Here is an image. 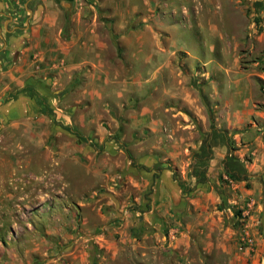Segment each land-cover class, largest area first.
<instances>
[{
	"label": "crops",
	"instance_id": "obj_1",
	"mask_svg": "<svg viewBox=\"0 0 264 264\" xmlns=\"http://www.w3.org/2000/svg\"><path fill=\"white\" fill-rule=\"evenodd\" d=\"M140 5L146 11L140 19L147 22L154 19L155 6L160 8L161 0H142ZM138 7L131 0H0V214L8 211V198L47 195L49 180L43 184L46 190L39 188L50 170V175L58 176L53 181H62L69 196L87 190L83 187L79 193H71L74 175L96 180L101 188L98 200L81 201L75 209L82 215V236L62 232L64 247L46 259L43 249L32 247L39 237L37 231H31L30 238L24 240V251L0 250L5 263L22 264L42 255L40 260L46 259L42 264H145L150 259L166 261L169 255L175 257V264H188L200 260L201 253L209 257L215 238L228 244V249L223 247L226 259L245 264L250 258L249 264H264L261 139H253L251 133L232 137L234 144H244H237L239 149L232 155L235 167L249 174L248 181L228 179L222 166L227 149L215 147L207 169L208 182L183 194L172 170L181 169L177 173L186 179L192 154L186 165L184 154L189 147L198 151L202 138L192 141L199 128L194 131L187 124L189 114L167 108L165 102L180 98L197 121H204L206 115L197 100L172 94L167 86L160 87L159 98L144 95L142 114L152 127L129 128L131 133L143 129L150 134L160 132L153 128L154 118L160 116L174 117L169 120L176 123V128H171L173 136L177 134L174 140L161 149L155 147L163 154L162 160L157 158L164 163L159 172L146 170V159L139 160L145 168H138L140 164L133 158H118L114 128L100 126L101 112L109 113L113 106L121 110L125 101L120 99L123 92L117 90L115 98L111 97L112 86L121 91L131 89L130 85L145 89L143 80L149 91L152 70H168L171 64L168 47L151 45L156 33L149 25L129 27ZM119 53H125L126 58L120 59ZM135 61L141 62L138 68L142 70L136 74ZM170 162L175 167H169ZM113 186L124 190L114 191ZM127 201L130 206L139 205L134 209L137 214L133 211L139 215L137 221L131 213L115 219ZM92 216L93 221L89 220ZM185 216L190 223L184 227L180 220ZM2 219L0 216V246L9 244ZM50 229L53 234L58 232L56 227ZM243 234L253 240L250 257L236 249ZM30 260L28 264H32Z\"/></svg>",
	"mask_w": 264,
	"mask_h": 264
},
{
	"label": "rangeland",
	"instance_id": "obj_2",
	"mask_svg": "<svg viewBox=\"0 0 264 264\" xmlns=\"http://www.w3.org/2000/svg\"><path fill=\"white\" fill-rule=\"evenodd\" d=\"M131 1L139 7L129 27L141 29L149 25L156 33L155 37H151V45L155 43L168 47L166 55L170 56L171 64L168 70H152L154 79L149 91L146 89L147 85H143V80L141 83L146 90L137 85L128 86L132 88L126 89L127 91H121L117 85L112 86L114 89L111 90V97L115 98L114 91L117 90L123 92L120 99L125 98V101L121 110L113 106L110 107L109 113L102 111L100 126L114 128L113 141L117 144L118 158L121 157V160L133 158L134 163H139L140 158L146 159L148 160L144 163L146 168L143 163L137 165L138 168L144 167L146 170H158L164 165L157 158L162 160L163 154L160 149L177 136V134L173 136L171 132V128H176V123L170 122L174 120V117L154 118L156 125L153 128L160 130L156 134L148 133V129L136 130L134 133L129 130V128L152 127L150 120L142 114L143 97L150 95L159 98L161 96L159 89L163 86L170 88L172 94L197 100L199 107L201 106L206 115L204 121H197V117L191 114L180 98L168 99L165 102L167 108L176 107L187 112L189 114L187 124L191 125L194 131H198L197 128H199L198 135L193 137L192 141L201 139L210 128L211 115L215 127L226 129L231 138L251 133L253 139L258 137L264 142V0H161L160 8L155 6L154 19L147 22L140 19V16L146 13L140 5L142 0ZM92 12L98 14V10ZM122 56L126 58L125 53L123 55L119 53L120 59ZM140 65L141 62L135 61V74L142 71L138 68ZM154 88H156L155 91H153ZM66 109L70 112L68 107ZM104 109L108 108L104 107ZM220 113L223 116L226 114L229 116L223 117ZM111 119L115 121L112 122ZM160 120L162 122H159ZM237 144L244 146L242 143L234 145ZM157 145L160 149L155 148ZM236 149L238 150L239 147L236 146ZM193 151L194 149L189 147L186 155L184 154L185 165L189 162V156ZM152 158L157 162L151 161ZM246 161L249 159L246 158ZM168 165L175 167L172 162ZM51 171L45 175L46 181L41 182L39 188L46 190L47 187L44 185L49 180L47 195L41 192L37 197L32 198H8V211L0 216L3 218L1 223L6 227L5 239L9 244L1 245V251H24L26 249L24 240L30 238L31 231L35 230L38 232L39 241H35L32 247L38 251L43 249V255L44 253L45 255L41 256L48 259L55 257L59 249L64 247L62 232L74 237L82 236L80 229L82 215L75 212V209L81 201L92 203L99 199L101 191L99 183L90 178H76L78 176L74 175L71 193L77 194L83 187L87 190L81 191L79 196H69L68 190L63 189L62 181H53V177L58 176L50 175ZM51 178L52 181H50ZM123 185L126 186V183ZM116 189L121 192L124 190L120 186H113V190L116 191ZM106 193L105 195H112V193ZM120 201L122 202L121 197ZM129 202H132V199ZM98 205L100 206L101 203ZM138 206H130L127 201L122 206V211L116 214L115 219L125 218L131 213L134 216L132 220L137 221L139 215H136L137 211L134 209ZM89 217H91L90 213ZM89 220L93 221V216ZM180 221L184 226L190 223V218L185 216ZM32 226L35 229H32ZM50 227H56L58 232L53 234ZM212 241L213 248L209 257L201 253L200 260H189L188 264H242V261H230L223 255V247L228 246L225 240L220 243L218 239L213 238ZM245 246L239 240V245L236 246L237 252L245 251L250 257L253 248L248 250ZM198 251L202 252L201 249ZM234 252L235 250L232 251ZM151 253L154 252L151 251ZM41 256L32 260L29 258L22 261V264H28L29 260L32 264H42L46 259L41 261ZM249 259L243 262L249 264ZM174 260L175 257L168 255L166 261L150 259L145 264H175ZM4 261L0 258V264H12L11 261L6 263Z\"/></svg>",
	"mask_w": 264,
	"mask_h": 264
},
{
	"label": "trees",
	"instance_id": "obj_3",
	"mask_svg": "<svg viewBox=\"0 0 264 264\" xmlns=\"http://www.w3.org/2000/svg\"><path fill=\"white\" fill-rule=\"evenodd\" d=\"M211 114V112H209ZM210 128L201 139L198 151L192 152L191 161L188 166L186 179H182L177 171H173V179L177 182L183 194H189L195 191L200 184L208 182L207 169L210 160L213 158V148L225 147L227 154L222 161L224 172L229 180L248 181L249 174L242 168L235 167L233 152L236 150L231 135L226 129L217 128L214 125L213 118L210 115ZM160 168L156 171H162ZM249 187V184H246ZM237 215V212H235Z\"/></svg>",
	"mask_w": 264,
	"mask_h": 264
},
{
	"label": "built area",
	"instance_id": "obj_4",
	"mask_svg": "<svg viewBox=\"0 0 264 264\" xmlns=\"http://www.w3.org/2000/svg\"><path fill=\"white\" fill-rule=\"evenodd\" d=\"M172 236H174V234H172ZM240 241L242 244L246 245L245 248H247L248 250L253 248V240L249 235L243 234L240 238Z\"/></svg>",
	"mask_w": 264,
	"mask_h": 264
}]
</instances>
